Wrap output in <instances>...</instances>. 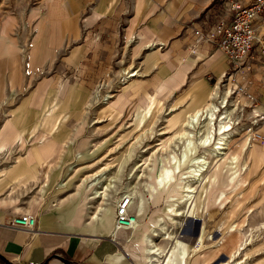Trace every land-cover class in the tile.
<instances>
[{"label":"rangeland","instance_id":"1","mask_svg":"<svg viewBox=\"0 0 264 264\" xmlns=\"http://www.w3.org/2000/svg\"><path fill=\"white\" fill-rule=\"evenodd\" d=\"M64 1L66 4L71 2L75 9L80 7L79 33L64 38L59 45H52L46 58L33 68L20 69L15 77L13 90L11 81L7 77L6 80L2 79L0 75V131L7 117H11L13 110L18 109L22 102H30L34 109L41 87L50 82L55 85L52 89V101L56 110L53 106L46 112L53 114V124L56 122V125H60L58 133L66 125L68 130L60 139L68 145L59 143L57 154H52L56 147L47 146L50 139L37 146L48 154L47 158L60 156L57 159L60 163L55 165L61 167L58 170L61 171L58 181L69 183L56 193L60 198L76 193L83 179L89 180L84 186L94 185L92 190L103 191V187L112 184L107 193L108 202L113 206L120 196L129 195L130 190H141L147 206L139 223L142 232L144 227L150 229L149 236H152V229L160 234L153 238L165 250L159 264H264L263 66L251 60L241 67L244 71L241 75H235L230 67L226 77L219 82L213 81L211 87L204 82L191 84L184 95V90H180L177 94L181 96L174 97L173 93L165 92L166 86L157 88L163 82L158 80L153 70L157 59L147 55L154 46L147 47L138 38L137 34L144 32L142 24L135 22L132 26L133 18L137 15V0H120L117 7L114 5L111 10V19L106 18L100 24L91 21V16L99 11L100 4L105 0ZM172 1L174 0H165V7ZM183 1H190L194 8L200 10V16H183L182 19L179 16L180 24L185 26L180 36L190 29L193 33L197 29L194 24L197 20L205 19L206 24H213L219 16L226 13L232 1L239 0ZM240 1L247 3L250 0ZM52 2L53 0H0V37L3 33H6V37H11L17 47L15 53L26 63L41 41L42 21ZM117 14L120 16L116 18ZM200 25L205 27L203 23ZM130 27L133 28L136 40L129 41ZM163 51L164 48L160 46L158 53ZM5 59L7 62L5 60L2 67L9 63V58ZM133 73L135 76L131 77ZM230 73L231 76L228 75ZM245 85L253 92L255 101H250L240 91ZM216 87L219 88L217 92L220 96L214 103L218 106L221 105L219 103L224 90L231 91L228 108L232 110L233 129L229 132V146L225 150L215 151V143L218 141L216 138L219 137L215 131L219 125L215 120L212 129L213 145L209 148L212 152L197 147L194 155L182 162L178 170L174 168L175 179L167 187H160L154 194L151 186H157L156 179L162 173V168L173 169V157H181L183 143L186 142L181 134L187 115L195 108L204 106ZM60 89L64 95L57 97ZM11 94L14 99L7 105ZM168 94L171 95L167 96ZM222 112L224 109L217 117ZM198 125L201 130L206 124L202 120ZM21 126L28 128L35 125ZM41 131L43 128L39 125L36 134ZM255 131L262 134L261 141L252 140L251 135ZM195 134L193 141L197 145L200 135L198 132ZM33 139L34 134L28 136L24 147L16 149L8 160L1 159L0 170L3 172V168L13 162L14 156L24 154ZM245 144H248L246 146H249V150L244 151ZM205 151L209 154L206 155L209 169L204 172L200 181H192L195 192L191 200L184 202L185 204L180 202L178 209L181 215L175 217L177 224L159 222L158 225H150V220L161 215L162 210L172 203L169 196L179 197V193L171 190L180 185L181 176L188 174L189 166L193 164L192 159ZM37 184L39 186L40 182ZM84 186L81 187L82 190ZM92 190H88V196ZM87 195L80 208L77 223L86 214L87 202L92 205L87 219L103 202V197L89 201L86 199ZM30 199L32 198L29 196L25 197V206ZM76 200L67 205L73 208L77 204ZM133 211L130 213L134 214ZM110 229L96 227L94 223L83 232L98 235L102 239L109 235ZM128 232L129 230L120 229L115 240L120 251L112 256L119 258L118 264H145L148 257L134 254L139 252V235L136 234L133 242L129 243ZM168 234L169 239L166 238ZM113 257H110L109 264H116ZM68 262L74 264L70 260ZM0 264L5 263L1 261ZM48 264L65 263L57 260Z\"/></svg>","mask_w":264,"mask_h":264},{"label":"crops","instance_id":"2","mask_svg":"<svg viewBox=\"0 0 264 264\" xmlns=\"http://www.w3.org/2000/svg\"><path fill=\"white\" fill-rule=\"evenodd\" d=\"M119 1H103L99 11H95L91 16V21L100 24L106 18L111 19L113 15L111 10L114 5L117 7ZM166 3L165 0H137L135 6L137 15L132 21V26L135 22L142 24L144 32L137 34L140 41L147 47L154 46L147 55L157 59V65L152 64L153 70L158 80L163 81L157 88L164 85L165 92L173 93L176 97L180 90H184L182 93L184 95L191 84L204 82L211 87L213 81H221L230 69L224 53L207 43L193 51L190 47L193 43L191 29L180 36L185 26L180 24L179 16H182L181 19L183 16L197 18L200 16V10L194 8L190 1L174 0L168 2L170 4L165 7ZM67 4L64 0H53L50 4L42 21L41 41L31 52L28 63L15 53L17 47L11 37H6V33L0 37V75L2 79L6 80L7 77V80L11 81L12 90L20 69L33 68L46 58L52 45H59L64 38L79 33L80 7L75 9L71 2ZM174 10L177 12L174 13ZM54 11L56 12L52 14ZM118 16L120 15L117 14L116 18ZM205 22V19L195 21V28L201 27L200 23ZM133 34V28L130 27L129 41L136 40ZM149 37L153 39H148ZM160 46L164 51L158 53ZM5 58H9V63H5L6 67L3 68V62L5 60L7 62ZM54 86L50 82L44 83L38 95V103H35V108L39 109H32L28 101L22 102L18 109L13 110L11 117H7L0 131V160L5 161L14 155L16 149L24 147L27 144V137L34 134V139L30 140L31 144L25 153L14 156L13 162L6 165L3 172L0 170V262H4L2 258H5L14 264H42L46 261L65 259L74 264H109L107 258L120 251L118 243L109 235L100 239L98 235L85 234L82 223L87 220V213L82 222L77 223L74 210L76 205L73 208L67 205L73 203L68 202L66 197L69 195L62 199L56 194L55 185L58 181L56 173L59 167L55 165L60 163L57 161L60 156L48 158L52 168L49 171L48 184L44 187L46 194L40 193L43 181L42 161L46 157L40 153L37 145L50 139L47 143L48 148L59 149L58 144L62 141L60 138L68 130L64 125V129L58 133L60 125H53V114L46 112L53 106L56 110L52 101ZM262 93L264 103V89ZM1 95L2 90L0 97ZM13 99L11 94L6 104H10ZM21 125L35 126L25 128ZM39 125H42L43 131L36 134ZM37 182H40L39 186ZM26 196L32 198L27 201V206ZM26 213L37 217V224L33 229L12 225L14 217Z\"/></svg>","mask_w":264,"mask_h":264},{"label":"bare ground","instance_id":"3","mask_svg":"<svg viewBox=\"0 0 264 264\" xmlns=\"http://www.w3.org/2000/svg\"><path fill=\"white\" fill-rule=\"evenodd\" d=\"M132 76H135V74L134 73L131 74V77ZM217 89H219V88L216 87L215 90L211 93V95L209 96L208 101L204 104V106H201V107L199 106V107L195 108L194 110H192L187 115L186 120L183 122V130H182L183 133L181 134L182 135L181 137L186 138V142L183 143V148L184 149L181 152V157H178V158L177 157H173V160H174L173 165L175 166V167H173V169L171 167H163L162 168V173L160 175H158L157 176L158 178L156 179V184H157V186L159 185V188H157V186H155V185L151 186L152 191H153L154 194H156L158 192V190H160V187L161 188L167 187L168 184L173 179H175V176H174L175 170H174V168H176V170H178L180 168V165L182 164V162H185L186 160H188L189 157L192 156V154L194 155V153L196 152V148L197 147L200 146V147H202L204 149H207V151L209 153L212 152V150L209 149V148L213 145L214 133H213L212 129H213L215 120L218 121V125H219L217 130H215L217 132L216 134L219 135L218 139L216 138V141L217 140L218 141L215 143V145H216V147L214 148L215 151H217V150L218 151L219 150H225L226 146H229L228 145V140H229V136H230L229 132L233 129L232 126H231V125H233L232 117H231L232 116V110L228 108V106H229L228 105V98L230 97L231 91H229V90L225 91L224 90L223 96H222V100L219 103L221 105L218 106L216 103H214V100H218V98L220 96L219 93L217 92ZM59 93L61 95V89H60ZM231 105H233V102L231 103ZM222 109H224V112H222L220 115H218L219 117H217V114H219ZM202 120L205 122L206 125H203L200 128L201 130H199L200 125H198V123L200 121H202ZM53 125H56V122ZM196 132H198V134L200 135L199 139L197 141L198 142L197 145H195L194 141H193V138L196 135L195 134ZM60 143H63L64 146L68 145V144L64 143L63 140ZM246 145H248V144H245L244 151L249 150V146H246ZM38 149L40 150L39 147H38ZM207 151L202 153L201 156H195L192 159L193 164L189 166L188 174H186L184 176H181L180 177V185L179 186L177 185L176 187H174L171 190L173 193H179V197L178 198H173L174 196H169L171 198V202L172 203L169 204L164 210H162V214L161 215H158L154 219H151L150 223H149L150 225H153V224L158 225L159 222H164V223H168V224L172 223L174 225L177 224L175 217H178V216L181 215L180 210L178 209L180 202L184 203V202H186L188 200H191V198L193 197L192 194H194V192H195V187L193 186L194 184L192 183V181L199 180L201 177H203L204 172L206 173L207 169H209V167H208L209 166V162L207 161V156L209 154L207 155ZM58 152H59L58 149H53L52 154H57ZM61 152H63V150ZM40 153L43 156L46 157V158H43L44 160L42 161L43 172H42L41 178H42L43 181L41 183L42 185H41V188H40V191H41L40 193L42 195H45L46 194V190L44 189V187L47 186V184H48L49 171L51 170L52 165L49 163V159L47 158L48 154L46 152H42L41 150H40ZM58 167H59L58 170H60L61 167L60 166H58ZM60 172L56 173L57 179L60 178V176H61ZM185 179H188V181H185ZM86 181H89V180L88 179H83V182L80 184V187L78 188V191L76 193L74 192V193L70 194L69 198H67L68 202H74V200L77 199L76 200L77 204H76V207L74 209L75 210V217H77V218H78V215H79V212H80V208H81L82 204L85 201V196L87 195L88 190L89 189L92 190L93 186H94V185H91V184L90 185L88 184V185L84 186V183ZM107 181H109V180H107ZM68 185H69L68 182L65 183L62 180L57 181V183L55 185L56 186V193L59 192V190H63L64 188H66ZM110 185H112V184H109L107 186L104 185L105 188L101 187L103 189V191L92 190L91 194L89 196L87 195L86 199H88L89 201H95L96 199L103 197L102 198L103 202H102V204L99 207H97L96 211H93V212L90 213L91 215L89 216V219L85 220L82 223V230L84 229V231H85L89 227H92V225L94 223H95L96 227H98V226H102L103 228L110 227L111 229H110V232H109V236L113 240H117L118 234L120 233V229H125L127 231L129 230V232H128L129 234L127 236L129 243L133 242V240L135 239V235L136 234L139 235V238H138V240H139L138 241L139 252L137 254L136 253H134V254L135 255H140V254L142 255L143 254L146 257H148V259L146 260L145 264H159V262L161 261V258L163 256L165 250L162 249L161 247H159L158 244L155 243V240L153 238L154 237H159L160 234L152 229V236H149L148 232L150 231V229L148 227H144L145 230L142 232L141 231L142 230V226L139 223V220L144 216V214L146 212V206H147L146 202H145V198L143 196V193L141 192V190L140 191H133V190L129 191L130 194L128 196H130V198H131L130 212L132 210H134L133 212H134V215L136 217V220H135L134 224L131 225V227H128V228L127 227H120L117 224V222H116V211H115V208L118 206L120 200L122 199V197L124 195L120 196L117 199V202L115 203L116 204L115 206H113L114 204L113 205L110 204L108 202L109 201L108 200L109 199V196H108L109 194L107 193V191L110 188ZM82 186H84L83 190L81 189ZM180 190H181V192H179ZM80 191H82V193ZM149 196H151V193L149 194ZM47 199H48V196H47ZM148 199L151 200L150 198H148ZM136 200H137V203L135 204ZM87 203H88V205H86V208H87L86 210L87 211L85 210V213H88L90 211L91 207H92V205H90L89 202H87ZM103 206H105V207H103ZM205 207H206V205H205ZM116 210H117V208H116ZM114 212H115V217H114ZM80 220H81V218H80ZM164 235H166V233ZM166 238L169 239L170 235L168 234V236ZM125 247L128 249L127 245ZM110 257H113V256H110ZM110 257L107 258V261H111ZM114 259H115V263L118 264L119 258L115 257Z\"/></svg>","mask_w":264,"mask_h":264},{"label":"built area","instance_id":"4","mask_svg":"<svg viewBox=\"0 0 264 264\" xmlns=\"http://www.w3.org/2000/svg\"><path fill=\"white\" fill-rule=\"evenodd\" d=\"M204 24L205 27H199L192 33L193 51L205 43L213 45L224 53L235 75L243 74L241 67L251 60L264 68V31H261L264 28V0H250L247 3L232 1L224 15L219 16L213 24ZM247 86H242L240 91L250 101H255L253 92ZM251 136L255 142L262 140V134L257 131ZM130 205V196L124 195L116 211V222L120 227H129L136 220L135 215L130 213ZM36 224L37 217L28 213L19 214L12 220V225L18 228L33 229Z\"/></svg>","mask_w":264,"mask_h":264},{"label":"water","instance_id":"5","mask_svg":"<svg viewBox=\"0 0 264 264\" xmlns=\"http://www.w3.org/2000/svg\"><path fill=\"white\" fill-rule=\"evenodd\" d=\"M3 259V261H4V263L5 264H13L12 262H10V261H8L7 259H5V258H2ZM61 261H63L65 264H70L69 262H68V260H65V259H60ZM49 262L48 261H46V262H44V263H42V264H48Z\"/></svg>","mask_w":264,"mask_h":264}]
</instances>
